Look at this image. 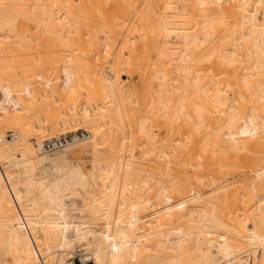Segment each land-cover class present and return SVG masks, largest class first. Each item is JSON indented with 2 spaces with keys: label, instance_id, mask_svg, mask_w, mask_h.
I'll return each mask as SVG.
<instances>
[{
  "label": "bare ground",
  "instance_id": "1",
  "mask_svg": "<svg viewBox=\"0 0 264 264\" xmlns=\"http://www.w3.org/2000/svg\"><path fill=\"white\" fill-rule=\"evenodd\" d=\"M36 59L61 64L48 84L14 72ZM30 124L82 135L47 151ZM0 129V264H73L76 243L93 264H264V0H0ZM89 148L98 174L68 157ZM99 179L104 226L70 219L63 196Z\"/></svg>",
  "mask_w": 264,
  "mask_h": 264
},
{
  "label": "rangeland",
  "instance_id": "2",
  "mask_svg": "<svg viewBox=\"0 0 264 264\" xmlns=\"http://www.w3.org/2000/svg\"><path fill=\"white\" fill-rule=\"evenodd\" d=\"M64 49H66L65 47H63ZM21 65V67H17L16 69H15V71L14 72H16L18 75H22V74H24V75H29L28 77L29 78H32V77H34V75L35 74H38L37 76H41V78L42 77H45V81L47 82V84L49 83V79H50V77H52L51 75L55 72V71H57L59 68V65H61L59 62H55V61H53V60H47V61H44V60H42V59H36V60H34V61H30V62H26V63H21L20 64ZM60 70V69H59ZM39 78V77H38ZM123 79H129V76L128 75H124L123 76ZM134 80V82H137V84L140 86V79H139V77H137V75L136 74H134L133 75V79H132V81ZM137 80V81H136ZM139 80V81H138ZM25 89L26 90H30L29 88H27V87H25ZM56 103H58V102H55V104ZM60 103V102H59ZM58 103V104H59ZM62 101H61V105H62ZM57 104V105H58ZM64 105H65V103H64ZM135 105H137L136 103H135ZM61 107H63V105L61 106ZM64 108H65V106H64ZM66 108H68L67 107V105H66ZM66 111H70V110H67V109H65ZM71 113H72V111H70ZM69 112V113H70ZM32 127H33V129H32V133L30 134V137H31V142H32V144L36 147H38V145L35 143L36 142V140H35V138H37V141H40V140H42V139H47V138H50L51 136H53L54 134H56V133H58V131H54V130H51V129H49V127H45V131L43 130V129H41V131H43V132H39L40 130L35 126H33L32 124H30ZM71 125V124H70ZM73 126L71 127H68V128H70V129H74V128H76V127H78V125H77V123H74V124H72ZM74 125H77V126H74ZM81 125H85V123L84 124H81ZM80 125V126H81ZM6 126V128H4V126L3 127H1V128H3V130H1V131H3L4 133H5V136L6 137H8V138H11L10 137V133H21V131H19L17 128H15V127H8L7 125H5ZM26 126H29V124H27ZM8 127V128H7ZM68 128H66V129H68ZM66 129H61L60 131L62 132V131H65ZM129 130L130 129H122V128H120L119 129V134H120V136H124V135H127L128 134V132H129ZM156 130V129H155ZM35 131V132H34ZM76 131H78V130H76ZM76 131H75V133H76ZM80 131H82L81 129L78 131L79 133H81ZM64 133H68V132H64ZM72 133V132H71ZM74 133V132H73ZM40 136V137H39ZM12 139V138H11ZM18 139V138H17ZM139 150V149H138ZM138 150H136V156H140L139 158H140V162H142L141 164H145V165H148V164H152L153 162L155 163V164H152L155 168H158V167H156L157 165H156V160L154 159V161L152 160V161H149V159H148V157L145 155L144 156V154L141 156V155H138V154H140V153H138L139 151ZM141 151V150H140ZM154 154V153H153ZM68 157H69V159L71 160V161H73V160H77V161H80L81 162V165H82V168L86 171V172H88V173H91L92 171H96L97 172V174L98 173H100L101 171H100V169H95L94 168V159H93V155H92V151H91V149L89 148L88 150H86V151H82L81 153L80 152H71L70 154H68ZM145 157V158H144ZM138 158V159H139ZM145 159V160H144ZM13 163H15V161L14 160H11ZM148 161V162H147ZM158 163V162H157ZM42 166H40V167H38V172H42ZM46 168V167H45ZM154 168V169H155ZM8 173L10 174V175H22V168L19 166V165H16V164H14L13 166H10L9 168H8ZM47 172V171H46ZM154 176L155 175H153V176H151L150 178H148V179H150V181H152L153 180V178H154ZM153 177V178H152ZM91 179H93V178H91ZM92 181V182H91ZM90 181V183H91V185L88 187L89 188V190L90 191H92V193H87L86 191H85V189L82 187V186H77V191L75 192V193H73V194H67V195H64L63 196V200L65 201V203H66V213L68 214V217L70 218V219H73V220H76V221H81V220H86V219H89V218H91V217H93V216H88V215H90V211H91V205H90V203H92V200H94V199H92L93 197H91V196H93L92 194H95L94 196L97 198V197H100L101 195V191L105 188V187H103V185H102V183L103 182H101L102 180H98V181H96V183H94L95 182V180H94V182H93V180H91ZM137 181H138V183H142L143 181H142V174H140L138 177H137ZM149 181V182H150ZM154 182L153 183H157V182H155L156 180H153ZM150 183H152V182H150ZM144 185V184H143ZM146 185V184H145ZM144 185V186H145ZM147 185H149V184H147ZM157 185L158 184H156V188H157ZM150 186H151V184H150ZM155 184H154V186L152 185V187H151V189L148 187H144L143 189L144 190H146V192L150 189V192L148 191L147 193H150V194H155V192L157 193V190H154L155 188ZM145 188H147V189H145ZM154 188V189H153ZM155 191V192H154ZM197 192L199 191V193H201L200 191H202V190H196ZM194 192V191H192V192H190V194L192 195V196H195V195H193V193H197V192ZM151 192H153V193H151ZM203 192V191H202ZM207 192H209V193H207ZM218 192V191H217ZM216 192V193H217ZM220 192V193H219ZM218 193H217V195L218 196H216V193L214 192V193H212V192H210V191H207V190H205L204 191V194H201L202 196H204V195H206V196H210L211 197V195L213 194H215L214 196H216V197H214V196H212V198H214V199H216L217 200V197H219L220 199H221V197H220V195L219 194H221V195H223L222 193H224V191H219ZM235 193V192H234ZM233 193V194H234ZM211 194V195H210ZM198 195V194H197ZM156 196V195H155ZM192 196H190V197H192ZM198 196H200V194L198 195ZM198 196H196V197H194L195 199L197 198V200H200V201H202L203 199V197H198ZM208 196V197H209ZM94 197V198H95ZM194 198H192V199H194ZM199 198V199H198ZM190 199V198H189ZM188 199V200H189ZM196 200V201H197ZM95 201H97V200H95ZM183 201V200H182ZM185 201H187V200H184L183 201V203H182V207H183V211L184 212H186V213H190V211H191V208H192V206L188 203V202H185ZM151 204V205H150ZM151 207H150V206ZM153 205H154V203H153ZM148 208L150 209V208H152V209H150V210H148V208H147V211L148 212H150L151 210H153V211H151V212H154V211H156L158 208V206L157 207H155V205L154 206H152V203L150 202V203H148ZM87 207V208H86ZM52 211L51 212H53V213H58V211L56 210V208H57V206L56 205H52ZM157 208V209H156ZM156 209V210H155ZM90 210V211H89ZM155 215V214H154ZM40 216H45V213H43L42 211H40ZM152 215H150L149 217H146V218H144V222L143 221H141L140 220V222L142 223H140V225H143V226H145V225H147V226H149V225H151L150 223H149V221H145V219H147L148 218V220H151L152 218H155V216H153V217H151ZM88 217V218H87ZM86 218V219H85ZM94 218V217H93ZM94 220H96V222L98 223H100V221H101V223H100V225L103 227L104 226V222H105V220H104V218L102 219V216L100 215L97 219L95 218V219H89V221H94ZM99 223H98V225H99ZM90 224H94L93 222L91 223L90 222ZM146 226V227H147ZM152 226V225H151ZM69 234L71 235V234H74V229L72 228L70 231H69ZM81 243V242H80ZM76 246H72L70 249H69V251L68 252H70L69 254H68V259H69V261H73V264H93V262L91 261V253L90 252H85V250L87 249L86 248V246L85 245H83V244H75ZM85 246V247H84ZM84 247V248H83ZM73 248V249H72ZM88 250V249H87ZM88 251H91V250H88ZM169 251V250H168ZM62 252V251H61ZM246 252H248V251H245V252H243V254L245 255L246 254ZM256 253V254H259L260 253V251H258L257 250V248H251L250 250H249V252H248V254L249 253ZM72 253V254H71ZM247 254V255H248ZM57 255H60V252H58V254ZM244 255H242V253L240 254V256H244ZM8 257V256H7ZM48 258V257H47ZM231 262H233L232 260L230 261V263ZM56 263V258H52V261H51V264H55ZM232 264V263H231Z\"/></svg>",
  "mask_w": 264,
  "mask_h": 264
},
{
  "label": "built area",
  "instance_id": "3",
  "mask_svg": "<svg viewBox=\"0 0 264 264\" xmlns=\"http://www.w3.org/2000/svg\"><path fill=\"white\" fill-rule=\"evenodd\" d=\"M75 134L82 135V133L80 134L78 131H76V133H64L59 136L47 138L43 141L42 146L47 151H55L64 147V145L68 142L72 141ZM9 135L11 136L12 133ZM35 140L37 141V138H35Z\"/></svg>",
  "mask_w": 264,
  "mask_h": 264
}]
</instances>
